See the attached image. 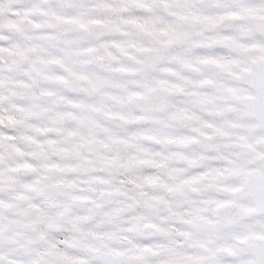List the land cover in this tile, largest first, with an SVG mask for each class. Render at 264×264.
I'll return each instance as SVG.
<instances>
[{
	"label": "rangeland",
	"instance_id": "obj_1",
	"mask_svg": "<svg viewBox=\"0 0 264 264\" xmlns=\"http://www.w3.org/2000/svg\"><path fill=\"white\" fill-rule=\"evenodd\" d=\"M0 264H264V0H0Z\"/></svg>",
	"mask_w": 264,
	"mask_h": 264
}]
</instances>
